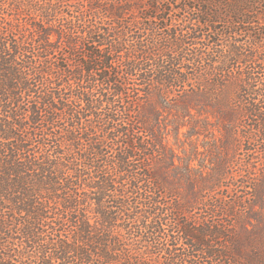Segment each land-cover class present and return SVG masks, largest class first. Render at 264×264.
I'll use <instances>...</instances> for the list:
<instances>
[{
    "label": "trees",
    "instance_id": "1",
    "mask_svg": "<svg viewBox=\"0 0 264 264\" xmlns=\"http://www.w3.org/2000/svg\"><path fill=\"white\" fill-rule=\"evenodd\" d=\"M0 264H264V0H0Z\"/></svg>",
    "mask_w": 264,
    "mask_h": 264
},
{
    "label": "rangeland",
    "instance_id": "2",
    "mask_svg": "<svg viewBox=\"0 0 264 264\" xmlns=\"http://www.w3.org/2000/svg\"><path fill=\"white\" fill-rule=\"evenodd\" d=\"M134 1H140V0H134ZM200 142V141H199ZM199 148H200V150H203L204 148H203V145H201V143H199ZM239 158H243L244 156L243 155H240V156H238Z\"/></svg>",
    "mask_w": 264,
    "mask_h": 264
}]
</instances>
